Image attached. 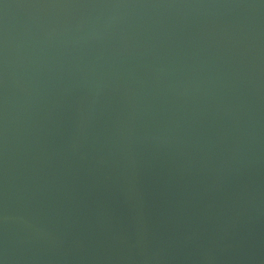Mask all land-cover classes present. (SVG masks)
I'll list each match as a JSON object with an SVG mask.
<instances>
[{
    "label": "water",
    "instance_id": "water-1",
    "mask_svg": "<svg viewBox=\"0 0 264 264\" xmlns=\"http://www.w3.org/2000/svg\"><path fill=\"white\" fill-rule=\"evenodd\" d=\"M0 264H264V0H0Z\"/></svg>",
    "mask_w": 264,
    "mask_h": 264
}]
</instances>
